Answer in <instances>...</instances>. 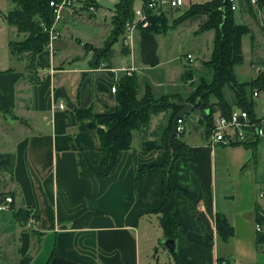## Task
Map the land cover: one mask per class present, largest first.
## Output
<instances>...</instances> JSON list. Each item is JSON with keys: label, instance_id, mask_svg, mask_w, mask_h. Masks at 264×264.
<instances>
[{"label": "crops", "instance_id": "0c3cea01", "mask_svg": "<svg viewBox=\"0 0 264 264\" xmlns=\"http://www.w3.org/2000/svg\"><path fill=\"white\" fill-rule=\"evenodd\" d=\"M132 35L135 52L129 65L116 57L121 48L109 66L99 67L89 66L79 49L46 48L34 62L10 52L0 59V193L13 194L15 210L38 215V221L22 224L12 211H0V264H264L254 232L256 207L263 209L264 201L247 196L236 210L237 188L230 179L234 165L244 169L242 147H229L227 153L225 146H211L205 129L189 143L184 133L179 137L196 155L175 161L173 178L180 188L175 252L161 243L165 237L153 213L162 203V179L135 174V169L164 161L165 150L147 151L142 144L161 143L170 111L152 115L147 131H134L131 148L120 154L114 171L106 179L97 177L99 138L94 129L79 130L75 108L113 111L111 88L124 74L120 68L132 66L155 97L188 95L182 91L185 68L180 65L174 71L178 81L170 73L165 78L164 69L154 83L147 77L171 68V61L161 58L166 34L136 29ZM163 84L167 92L155 91ZM196 122L192 130L201 132L204 124ZM218 214L233 229L228 239L217 232Z\"/></svg>", "mask_w": 264, "mask_h": 264}, {"label": "trees", "instance_id": "16d2710c", "mask_svg": "<svg viewBox=\"0 0 264 264\" xmlns=\"http://www.w3.org/2000/svg\"><path fill=\"white\" fill-rule=\"evenodd\" d=\"M14 4L6 16V22L10 27H15L16 32L22 35V40L11 41L8 44L9 52L15 58L27 55V58L34 62L36 57L41 54L49 41L48 32L42 25L50 27L53 21V12L49 7L51 0H10ZM147 0H141L142 5ZM135 0H118L114 5V11L111 16V30L104 40L101 47H94L87 43L84 50L90 55L89 66L99 67L101 65L109 66L113 58V45L126 37V24L134 18ZM222 0H208L201 4L190 3L181 14L182 19L200 20V24L195 33L202 34L204 31H213L215 33L212 42L213 51L208 60L204 61V66L211 70L212 78L207 81L201 77L198 85L194 86L188 98H182L180 95L162 94L155 97L151 86L142 83V79L136 72L130 75L122 74L115 87V109L104 114H95L92 108H75L77 124L79 130L94 129L99 138V152L102 153L101 168L97 177L106 179L116 168V164L123 151L131 148L134 131H147L152 115H157L164 111H170L168 125L163 132V139L160 144L146 142L142 147L149 151L151 149L165 150V158L161 164L144 165L140 169H135V174L158 175L162 179V203L153 211L158 215V220L162 228L165 239H174L177 237V231L180 223L175 216V199L180 190L173 178L175 161L179 157H192L196 155L194 149L188 147L179 137H174L171 146H167L169 133L171 130L172 118L180 109V106L174 104L176 100H183L192 105V112L197 111L200 114L204 124L205 134L209 137V128L212 123V113L215 109H221L224 113H230L234 107H241L252 113L254 103L251 94L254 89L262 90L264 88V75L259 79H254L248 83L241 82L234 73L233 61L230 59L232 50V41L235 35V20L233 14L235 11L247 12L250 17L257 21L256 11L263 9L264 0H257L254 7L249 0H238L239 7L232 10L230 3L226 2L224 14L219 7ZM99 7V6H98ZM180 11V10H176ZM149 25L145 29L147 32L159 35L166 33L172 28L168 24L166 13L159 15H148ZM177 25L173 28H177ZM172 29V30H174ZM264 34V27L263 29ZM251 41L253 37L251 36ZM253 43V42H252ZM253 48V44H252ZM121 53L129 55L130 50L121 44ZM183 82L192 81V70L184 71L182 74ZM227 88L233 93L235 103L229 104L225 97ZM249 90V91H248ZM248 93V94H247ZM213 97L216 103L213 105L210 101ZM184 120V117L181 118ZM185 121V120H184ZM259 140L250 142V144H235L231 147L241 146L251 150V157L257 154V145ZM13 199L11 192L0 193V204L5 202L6 196ZM19 219L22 224L30 219L38 221V215L24 209H14V199L9 205V210ZM262 210L260 206L256 207V220L261 218ZM216 228L222 238L228 239L232 236V227L225 216L218 214L215 217ZM33 233L35 231H32ZM261 240V236L256 234L255 242Z\"/></svg>", "mask_w": 264, "mask_h": 264}, {"label": "rangeland", "instance_id": "374dc122", "mask_svg": "<svg viewBox=\"0 0 264 264\" xmlns=\"http://www.w3.org/2000/svg\"><path fill=\"white\" fill-rule=\"evenodd\" d=\"M117 1L118 0H100L99 9L96 14L91 15L87 11H83L75 16L66 17L63 21H60L57 28L59 33L58 39L53 41V48H59L61 51L63 49L69 51H77V49H79L86 54L88 59H90L92 52L87 54L84 50V45L87 43L92 44L94 47H101L103 45L105 38L111 30L110 20L114 11V5ZM183 1L184 5L187 6L190 2L201 4L208 0ZM140 3V0H135L133 7H137ZM13 8L14 4L10 0H0V59H3V61H5L6 57L9 56L8 42L15 40L19 41L22 37V35H19L16 31H14L6 22V16L11 10H13ZM255 11L258 17L257 21L250 17L247 12L241 16L242 21L238 11H235L233 14V18L235 20V35L232 41L230 59L233 61L234 73L237 79L244 83H248V81L251 82L254 79H259V77H261L260 75H264V71L261 74H257L252 67L253 64H264V34L263 30H260L264 27V11L263 9H255ZM183 12L184 9L166 14L167 19L169 20L168 24L172 26V28L165 33V40H163V45H161V58L166 62L171 61V68H159L155 71L156 73L153 74V77L152 73H149L147 77L152 83H154L153 79L155 80L156 77H158V72H160V70L161 74H164V71H162V69H164L166 71L165 78H168V73H170V79L177 80V72L174 73V71H177L176 69L179 65L182 69L185 68V71L189 70V67H191L193 69V80L190 82H184L186 87H183L184 89L182 90L187 92L188 95L185 98H188L190 96V91L194 89V86L199 84L201 77H205L207 81H210L212 78V73L210 72L211 70L206 68L203 63L211 56L213 51L212 42L215 33L212 30L204 31L202 34L195 33L200 24V20L182 19L181 14ZM175 25H177V28L174 29L173 26ZM137 29L145 31V29H142L140 26H138ZM138 32L140 31L137 30L135 33L137 34ZM126 35L127 33L125 36ZM251 36L253 37V41H251ZM122 42L123 40L119 39L113 45L112 50L116 54L119 52ZM166 46L168 48H166ZM131 50V52H135L134 46H132ZM189 54L192 58L187 60L186 57ZM120 55L121 56H116L119 63L122 65H129L130 54L126 56L122 54ZM178 83L180 85L182 84L180 81ZM158 87L159 86L155 88ZM167 88L168 87L163 84V87H159V89H156L155 91L162 90L161 92H167ZM224 90L228 103L234 104L235 100L233 93L226 87ZM210 101L213 105L216 103L213 97H210ZM252 102L254 103L253 111L255 114L260 115L264 108V88L260 91L259 97L254 98ZM199 118L200 114L197 113V111L184 116L186 126L183 134L184 137L182 139L187 143L191 142L189 138H201L204 126L199 127L201 132H193L194 130H192V127L197 125L196 121H198V123L202 121ZM258 140L260 143L257 145V154L255 157L250 158L251 150H247L242 147L243 149L240 150L242 151L243 159L245 160L244 169L239 171L236 167L237 165H234V168H236V174H234L233 170L231 171L230 179L233 180L232 185L237 188L236 210L237 207L244 206L243 203L246 201L247 196L251 197L255 195L256 197L259 192H264V137ZM154 142L155 141H151V143ZM226 148L227 153L232 152L229 147ZM244 150H246V152H244ZM220 169V163L218 162L217 172H219ZM216 177L217 181H219L220 177H218V175ZM244 187L247 188V190ZM159 254L161 255L162 252H159Z\"/></svg>", "mask_w": 264, "mask_h": 264}, {"label": "built area", "instance_id": "2783aa9c", "mask_svg": "<svg viewBox=\"0 0 264 264\" xmlns=\"http://www.w3.org/2000/svg\"><path fill=\"white\" fill-rule=\"evenodd\" d=\"M230 3L232 10H237L239 7L238 0H227ZM257 0H249V2L256 7ZM100 0H51L49 7L53 12V21L50 27L45 25L43 29L48 32L49 41L46 48L49 51H53L52 43L58 39V23L63 21L66 17L75 16L83 11H87L89 14L94 15L98 12ZM191 3V2H190ZM187 8L184 5L183 0H147L144 5L140 3L137 7H134V18L126 24V37L123 40V45L130 50L133 46L132 33L140 26L145 29L149 25L148 15L161 13H169L176 10H185ZM187 60L191 59V55H187ZM252 67L257 74H261L264 71V64L256 65ZM125 74L130 75L135 68H120ZM111 92H115V86L111 88ZM260 91L255 89L252 94V100L259 97ZM62 106H60L61 108ZM212 123L209 128V144L211 146L219 145L225 147H231L235 144H250V142L262 139L264 137V108L260 115L244 110L241 107H234L230 113H224L221 109H217L212 113ZM184 120L177 118L176 124V137L182 136L184 133ZM258 198L264 201V192H259ZM5 202L0 204V211L7 212L9 205L13 201L10 196H6ZM31 222H33L30 219ZM254 232L261 236V240L256 243L258 250L264 254V208L262 209L261 218L255 221ZM220 264H227L226 262H220Z\"/></svg>", "mask_w": 264, "mask_h": 264}, {"label": "water", "instance_id": "95a60500", "mask_svg": "<svg viewBox=\"0 0 264 264\" xmlns=\"http://www.w3.org/2000/svg\"><path fill=\"white\" fill-rule=\"evenodd\" d=\"M226 2H227V0H222L221 5L219 7L220 11L223 14H224V10H225L226 5H227ZM174 104L177 106H180V109L176 112V114L174 115V117L171 120L172 121L171 130H170L168 141H167L168 147L171 146V143H172L174 137L176 136L175 131H176L177 118H182L185 115L189 114L193 108L192 105L185 103L183 100H176V101H174ZM162 244L164 245L166 250H168L170 252H175L174 251V247H175V240L174 239H165L162 241Z\"/></svg>", "mask_w": 264, "mask_h": 264}]
</instances>
